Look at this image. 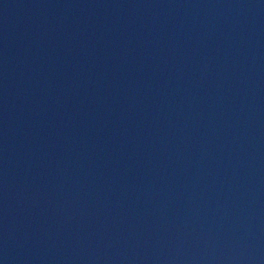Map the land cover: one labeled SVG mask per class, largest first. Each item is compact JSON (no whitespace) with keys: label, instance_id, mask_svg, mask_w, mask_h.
<instances>
[{"label":"water","instance_id":"1","mask_svg":"<svg viewBox=\"0 0 264 264\" xmlns=\"http://www.w3.org/2000/svg\"><path fill=\"white\" fill-rule=\"evenodd\" d=\"M0 264H264V0H0Z\"/></svg>","mask_w":264,"mask_h":264}]
</instances>
